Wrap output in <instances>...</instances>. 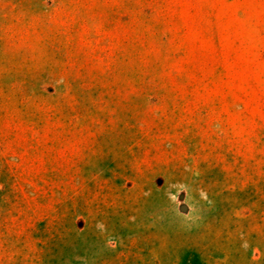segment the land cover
<instances>
[{
    "label": "rangeland",
    "instance_id": "1",
    "mask_svg": "<svg viewBox=\"0 0 264 264\" xmlns=\"http://www.w3.org/2000/svg\"><path fill=\"white\" fill-rule=\"evenodd\" d=\"M0 264H264V0H0Z\"/></svg>",
    "mask_w": 264,
    "mask_h": 264
}]
</instances>
